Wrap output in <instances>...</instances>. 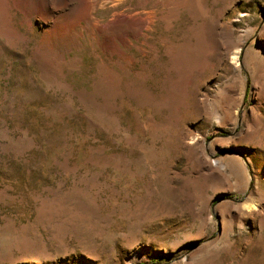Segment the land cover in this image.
<instances>
[{
    "label": "rangeland",
    "instance_id": "374dc122",
    "mask_svg": "<svg viewBox=\"0 0 264 264\" xmlns=\"http://www.w3.org/2000/svg\"><path fill=\"white\" fill-rule=\"evenodd\" d=\"M0 264H264V0H0Z\"/></svg>",
    "mask_w": 264,
    "mask_h": 264
}]
</instances>
